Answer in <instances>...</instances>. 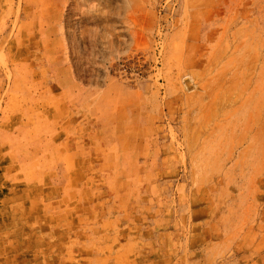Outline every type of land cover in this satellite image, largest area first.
Returning a JSON list of instances; mask_svg holds the SVG:
<instances>
[{"label":"rangeland","instance_id":"1","mask_svg":"<svg viewBox=\"0 0 264 264\" xmlns=\"http://www.w3.org/2000/svg\"><path fill=\"white\" fill-rule=\"evenodd\" d=\"M0 264H264V0H0Z\"/></svg>","mask_w":264,"mask_h":264},{"label":"crops","instance_id":"2","mask_svg":"<svg viewBox=\"0 0 264 264\" xmlns=\"http://www.w3.org/2000/svg\"><path fill=\"white\" fill-rule=\"evenodd\" d=\"M30 228H31V224H30V225L28 224L27 227H26L25 229H30ZM15 232H16V231H15ZM15 232H14V233H15Z\"/></svg>","mask_w":264,"mask_h":264}]
</instances>
